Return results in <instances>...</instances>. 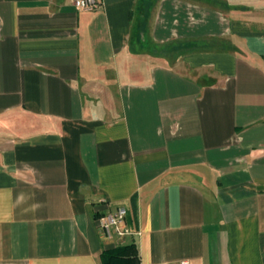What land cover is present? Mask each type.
Returning a JSON list of instances; mask_svg holds the SVG:
<instances>
[{
	"label": "crops",
	"instance_id": "1",
	"mask_svg": "<svg viewBox=\"0 0 264 264\" xmlns=\"http://www.w3.org/2000/svg\"><path fill=\"white\" fill-rule=\"evenodd\" d=\"M129 243L264 264V0H0V264Z\"/></svg>",
	"mask_w": 264,
	"mask_h": 264
},
{
	"label": "built area",
	"instance_id": "2",
	"mask_svg": "<svg viewBox=\"0 0 264 264\" xmlns=\"http://www.w3.org/2000/svg\"><path fill=\"white\" fill-rule=\"evenodd\" d=\"M102 4V0H73V5L83 11L97 10ZM127 210L124 206H116L110 211L97 216V226L101 233L107 238L122 239L125 236L134 235L136 232L127 225ZM165 264V263H150ZM175 264H192L188 259H182Z\"/></svg>",
	"mask_w": 264,
	"mask_h": 264
},
{
	"label": "trees",
	"instance_id": "3",
	"mask_svg": "<svg viewBox=\"0 0 264 264\" xmlns=\"http://www.w3.org/2000/svg\"><path fill=\"white\" fill-rule=\"evenodd\" d=\"M101 264H139L134 243L120 244L105 248L100 253Z\"/></svg>",
	"mask_w": 264,
	"mask_h": 264
},
{
	"label": "rangeland",
	"instance_id": "4",
	"mask_svg": "<svg viewBox=\"0 0 264 264\" xmlns=\"http://www.w3.org/2000/svg\"><path fill=\"white\" fill-rule=\"evenodd\" d=\"M174 46H178L179 47L180 45H173V44H171L170 47L167 49V51H171V49L174 48ZM158 48L159 47L157 46L156 49L158 50Z\"/></svg>",
	"mask_w": 264,
	"mask_h": 264
}]
</instances>
